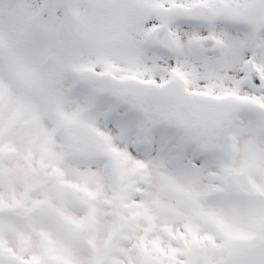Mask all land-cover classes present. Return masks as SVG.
<instances>
[{"label":"snow or ice","instance_id":"1","mask_svg":"<svg viewBox=\"0 0 264 264\" xmlns=\"http://www.w3.org/2000/svg\"><path fill=\"white\" fill-rule=\"evenodd\" d=\"M0 264H264V0H0Z\"/></svg>","mask_w":264,"mask_h":264}]
</instances>
